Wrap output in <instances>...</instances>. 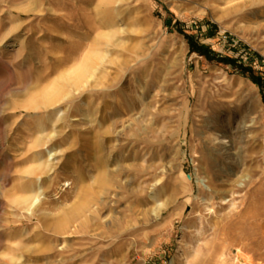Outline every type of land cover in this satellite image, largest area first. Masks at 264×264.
<instances>
[{
    "label": "rangeland",
    "instance_id": "rangeland-1",
    "mask_svg": "<svg viewBox=\"0 0 264 264\" xmlns=\"http://www.w3.org/2000/svg\"><path fill=\"white\" fill-rule=\"evenodd\" d=\"M219 260L264 264V0H0V264Z\"/></svg>",
    "mask_w": 264,
    "mask_h": 264
},
{
    "label": "bare ground",
    "instance_id": "bare-ground-1",
    "mask_svg": "<svg viewBox=\"0 0 264 264\" xmlns=\"http://www.w3.org/2000/svg\"><path fill=\"white\" fill-rule=\"evenodd\" d=\"M29 200H30V198L28 196L24 198L25 202H28ZM36 208H39V206H37ZM52 212L50 211L49 208H47L45 215L50 214ZM204 242H205V239H204L203 235L201 233H199L196 237H194L193 239H191L190 241L185 243L184 249L187 252V256H185L187 261H189V259L197 253V251L202 247ZM182 254H183V252H182ZM223 256L224 255H222L220 257L222 258ZM224 260H226V258H224ZM219 262H221V264L224 263L223 260H219ZM229 262L230 261H228V264H229ZM171 264H175V261H172Z\"/></svg>",
    "mask_w": 264,
    "mask_h": 264
},
{
    "label": "trees",
    "instance_id": "trees-1",
    "mask_svg": "<svg viewBox=\"0 0 264 264\" xmlns=\"http://www.w3.org/2000/svg\"><path fill=\"white\" fill-rule=\"evenodd\" d=\"M213 28H215L216 26L213 25L212 26ZM187 36V35H186ZM189 42H190V45L192 47L193 50H195L196 52H199L200 54L202 55H205L207 57H210V56H215L213 55L210 50L205 47V46H200V45H197V43H194L195 41H193V39L190 37V36H187ZM218 61L220 62H225V63H228V64H231L233 66H237V63L234 59H230V58H224V59H218ZM240 70H242V74H246V69H243L242 67L240 68ZM252 80L257 83V84H261V81H260V78L259 77H256L254 75H250Z\"/></svg>",
    "mask_w": 264,
    "mask_h": 264
},
{
    "label": "water",
    "instance_id": "water-1",
    "mask_svg": "<svg viewBox=\"0 0 264 264\" xmlns=\"http://www.w3.org/2000/svg\"><path fill=\"white\" fill-rule=\"evenodd\" d=\"M189 178H191V176L189 175Z\"/></svg>",
    "mask_w": 264,
    "mask_h": 264
}]
</instances>
